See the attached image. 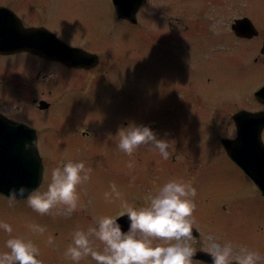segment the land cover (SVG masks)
Wrapping results in <instances>:
<instances>
[{
    "label": "rangeland",
    "instance_id": "rangeland-1",
    "mask_svg": "<svg viewBox=\"0 0 264 264\" xmlns=\"http://www.w3.org/2000/svg\"><path fill=\"white\" fill-rule=\"evenodd\" d=\"M46 4L60 33L97 49L101 63L82 75L53 66L42 82L45 91L34 81L32 91L23 92L26 102L35 96L51 103L47 112L31 114L35 124L44 123L41 130L53 123L74 131H55L50 149L41 143L47 173L41 190L61 161L84 160L92 172L78 186V205L68 214L65 206L41 214L26 199L11 202L0 194V220L13 225L12 233L0 229V251L8 250L5 241L10 235H19L37 245L44 264H96L90 256L73 261L66 254L75 230L87 229L100 216H113L128 205L146 206L163 183L180 179L197 188L192 217L199 229L206 237L222 239L217 245L207 238L208 246L214 242L221 247L229 241L238 250L248 247L264 253V204L253 195L252 184L218 151L213 138L219 105L230 107L250 97L253 86L264 83V67L247 61L239 43L228 54H216L211 38L221 26L230 30L228 19L241 13L229 11L236 7L264 26V0H148L135 27L115 16L112 0H46ZM201 6H207L209 13L205 15ZM202 26L210 37L205 27L197 31ZM170 34H176L172 36L176 40ZM38 65L27 54L0 57V105L14 111L24 102L18 98L23 97L21 90L15 92L16 76ZM8 72L15 77L2 82ZM38 100L32 99L30 106L37 108ZM133 122L151 125L168 139L172 154L164 158L150 144L131 154L120 149L118 130ZM83 131L89 134L82 136ZM33 223L45 231H33ZM157 242L160 239L154 238ZM94 245L103 250L102 241L95 240ZM192 264L205 263L192 259Z\"/></svg>",
    "mask_w": 264,
    "mask_h": 264
},
{
    "label": "clouds",
    "instance_id": "clouds-1",
    "mask_svg": "<svg viewBox=\"0 0 264 264\" xmlns=\"http://www.w3.org/2000/svg\"><path fill=\"white\" fill-rule=\"evenodd\" d=\"M119 148L131 154L142 144H150L164 158L172 153L168 139L160 137L149 124L130 123L118 130ZM92 169L84 160L61 161L51 170L46 188L29 190L21 185L10 189L11 202L26 199L37 212L50 213L65 206V214L78 205V186L89 178ZM113 192L116 185H112ZM118 194V193H117ZM197 188L190 182L170 179L151 194L143 207L128 205L119 216H127L125 230L118 216L103 215L87 229L77 228L66 254L73 261L90 256L96 264H192L196 248L190 242L193 232L192 213ZM111 195V193H106ZM35 232H44L39 224H31ZM0 229L13 232V225L0 220ZM154 238L161 242L154 243ZM103 242V250L94 241ZM6 251H0V264H44L37 245L19 235H10L5 241ZM210 264H258L260 253L248 247L234 251L232 242L223 246L209 245Z\"/></svg>",
    "mask_w": 264,
    "mask_h": 264
},
{
    "label": "flooded vegetation",
    "instance_id": "flooded-vegetation-1",
    "mask_svg": "<svg viewBox=\"0 0 264 264\" xmlns=\"http://www.w3.org/2000/svg\"><path fill=\"white\" fill-rule=\"evenodd\" d=\"M0 5L5 6L9 8L16 16H18L23 23L25 27H46L54 32H58L60 29V25H56L55 19L46 10V0H0ZM233 11V10H231ZM248 14H240L239 16H244ZM249 16V15H248ZM236 19L229 18L228 22L230 23V30L222 29V26L220 29L215 31L214 34H212L211 38L214 39L215 44L214 48L222 46L224 47H234L232 46L235 43L242 44V48H244L242 51L244 53V58L247 61H250V63L255 65H262L264 67V28H261L254 20L253 23L257 26L259 32L257 34H254L253 36H239L236 34L234 30H232L231 25L233 21ZM0 27L1 28H11L16 27V18L14 15L8 13V12H1L0 13ZM59 27V28H58ZM17 28V27H16ZM208 35V29H205ZM208 37H210L208 35ZM228 37H231L230 40L231 43L228 42ZM255 51H259V54L252 55ZM24 54L31 55L34 58H36L40 65L38 67L34 68L33 71L25 72L23 74H19L21 77L16 76L17 84H16V94L17 89L19 88L21 90V94L23 95V92L25 91H32L31 86L34 85V81L41 83V87H43V91H45V86L42 82H46V76L47 72L52 69L55 65H61L63 64L58 63L56 61H50L46 60L42 57H39L37 55H34L30 52H18V53H12V54H1L0 57H16V56H23ZM44 70V72H43ZM81 71H89V70H83ZM11 71V70H10ZM9 71V72H10ZM8 72L7 76L2 80L4 81H10L15 76H11V74ZM28 74V77L26 76ZM12 75L14 72H12ZM44 79H41V78ZM48 80V79H47ZM33 83V84H32ZM50 92V90H49ZM45 93V92H44ZM20 100H23V106L25 110L22 112L23 107L21 105H17L16 109H13L14 111H9L8 108L5 106L0 105V111L6 113L9 117L14 118L19 121H24L26 123H29L34 126L33 122H36L34 119H32L31 114L33 112H38V115L42 114L41 112H44L45 110L40 109L39 105L37 108L30 106L29 100L26 102L23 97H18ZM37 100L36 98H33V101ZM2 100H0L1 102ZM32 107V111L30 107ZM5 107V108H4ZM22 107V108H21ZM220 108L215 111L217 115V119L215 120L216 124V130L214 131L215 137H213L218 143V151L222 152L225 156L228 157V159L232 162L233 167L238 170L241 175H243L251 184H252V193L255 195L256 199L259 203L264 204V193L262 190L256 185L254 180L249 176V173H257V174H264V124L262 120H259L258 118L252 117L249 113H242L240 112L242 110L246 112H263L264 113V102L262 100L256 99L253 97H248L247 99H244L243 101H240V103L232 104L229 108L224 106H219ZM18 108H21V110L18 111ZM264 119V115H263ZM50 122V121H49ZM241 125L243 127H241ZM263 125V126H262ZM239 127L241 130H239ZM58 128L53 125L51 129L45 128V130H42V133L38 130V136H39V142L48 143L51 138H53V132L57 130ZM223 129V132L221 130ZM240 132H245L247 134V141H243V144L241 146H237V149H244L246 152L247 149L252 151L253 159L246 160V159H240L239 161L236 159H232L228 156L226 150L224 149L223 145L221 144V138L222 137H230V138H238ZM82 134L88 135V131H83ZM260 139H262L263 145L260 143ZM48 141V142H47ZM185 158L189 159V156L185 154ZM193 220V226H194V232L192 233L191 239H195V243L193 244L196 248V251H206L209 252V246L208 241L205 236V233L199 229V224L196 223L195 218L192 217ZM217 241V245L219 243H222L221 237L217 235L216 238L213 237ZM234 251L238 252L239 250L234 248ZM194 260H198L202 263L209 264L199 258H192ZM258 264H264V253H260V259Z\"/></svg>",
    "mask_w": 264,
    "mask_h": 264
},
{
    "label": "water",
    "instance_id": "water-1",
    "mask_svg": "<svg viewBox=\"0 0 264 264\" xmlns=\"http://www.w3.org/2000/svg\"><path fill=\"white\" fill-rule=\"evenodd\" d=\"M119 17L136 22V13L145 0H113ZM0 6V12L6 11ZM17 21V20H16ZM20 21V20H19ZM21 22L15 30L22 32ZM237 28V25H235ZM26 40L10 44L7 30L0 29L5 39L0 36V51L29 50L47 59H55L70 66L92 67L98 62V56L79 47H71L59 40L49 30L42 28L25 29ZM10 42V43H9ZM264 94V86L257 93ZM44 102H42L43 104ZM43 106H45L43 104ZM26 138V140L23 139ZM233 141L224 139L223 143L232 154ZM43 163L39 155L34 129L16 123L0 114V192L10 195V189L26 186L29 190L39 186L42 180ZM122 227L129 226L127 216L119 217ZM210 259L212 257L210 256Z\"/></svg>",
    "mask_w": 264,
    "mask_h": 264
}]
</instances>
